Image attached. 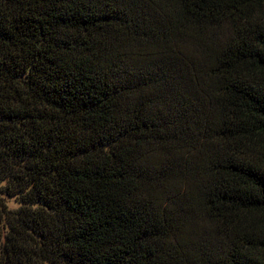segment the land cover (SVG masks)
<instances>
[{
    "label": "trees",
    "instance_id": "obj_1",
    "mask_svg": "<svg viewBox=\"0 0 264 264\" xmlns=\"http://www.w3.org/2000/svg\"><path fill=\"white\" fill-rule=\"evenodd\" d=\"M0 264H264V0H0Z\"/></svg>",
    "mask_w": 264,
    "mask_h": 264
},
{
    "label": "rangeland",
    "instance_id": "obj_2",
    "mask_svg": "<svg viewBox=\"0 0 264 264\" xmlns=\"http://www.w3.org/2000/svg\"><path fill=\"white\" fill-rule=\"evenodd\" d=\"M8 205L11 209H17L19 207V204L17 202H15L14 200H10L8 202Z\"/></svg>",
    "mask_w": 264,
    "mask_h": 264
}]
</instances>
